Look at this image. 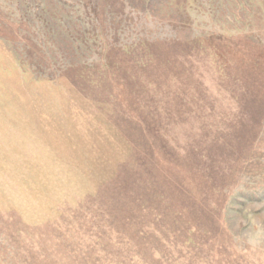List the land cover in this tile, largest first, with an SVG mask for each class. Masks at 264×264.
Segmentation results:
<instances>
[{
	"label": "rangeland",
	"instance_id": "rangeland-1",
	"mask_svg": "<svg viewBox=\"0 0 264 264\" xmlns=\"http://www.w3.org/2000/svg\"><path fill=\"white\" fill-rule=\"evenodd\" d=\"M0 264H264V0H0Z\"/></svg>",
	"mask_w": 264,
	"mask_h": 264
}]
</instances>
